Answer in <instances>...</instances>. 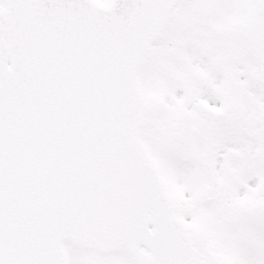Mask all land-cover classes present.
I'll return each instance as SVG.
<instances>
[{
	"label": "snow or ice",
	"instance_id": "snow-or-ice-1",
	"mask_svg": "<svg viewBox=\"0 0 264 264\" xmlns=\"http://www.w3.org/2000/svg\"><path fill=\"white\" fill-rule=\"evenodd\" d=\"M0 264H264V0H0Z\"/></svg>",
	"mask_w": 264,
	"mask_h": 264
}]
</instances>
